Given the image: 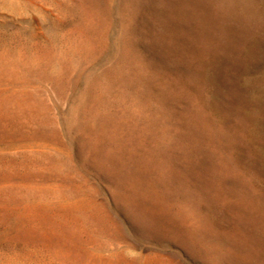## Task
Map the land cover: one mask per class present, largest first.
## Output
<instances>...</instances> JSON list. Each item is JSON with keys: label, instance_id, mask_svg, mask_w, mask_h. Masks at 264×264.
Masks as SVG:
<instances>
[{"label": "rangeland", "instance_id": "1", "mask_svg": "<svg viewBox=\"0 0 264 264\" xmlns=\"http://www.w3.org/2000/svg\"><path fill=\"white\" fill-rule=\"evenodd\" d=\"M0 264H264V0H0Z\"/></svg>", "mask_w": 264, "mask_h": 264}]
</instances>
